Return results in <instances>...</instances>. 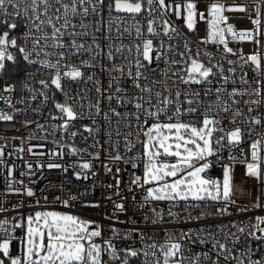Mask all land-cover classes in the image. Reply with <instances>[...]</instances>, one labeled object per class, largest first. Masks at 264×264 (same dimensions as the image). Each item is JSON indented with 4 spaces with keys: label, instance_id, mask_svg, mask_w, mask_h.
Listing matches in <instances>:
<instances>
[{
    "label": "snow or ice",
    "instance_id": "1",
    "mask_svg": "<svg viewBox=\"0 0 264 264\" xmlns=\"http://www.w3.org/2000/svg\"><path fill=\"white\" fill-rule=\"evenodd\" d=\"M202 2L0 0V101L17 113L22 110L16 105L29 100L51 103L55 114L49 113L50 119L59 123L50 132L37 121L25 120L24 126L36 123L45 141L60 133V139L52 141L54 150L39 155L81 157L82 162L49 163L47 168L67 172L71 167L76 179L89 180L98 174L95 161L111 174L114 183L106 187L114 191L106 199L114 212L106 217L109 220L123 223L118 214L127 211L122 202L127 197L112 200L125 183L122 172H131L129 192L141 190V201L135 195L131 199L138 209H146L142 220L151 225L231 215L236 163L244 165L246 178L264 189V0H251L250 5L248 0H207L201 9ZM226 13H244L253 28L237 29ZM200 22L206 24V35L193 42L188 33H196ZM232 43L254 47L245 54ZM199 45H215V52ZM13 94L19 96L15 103ZM14 119L0 109V122ZM64 137L73 143H63ZM77 137L85 147L76 146ZM6 147L0 146V165L8 167ZM225 149L232 163L220 165L222 180L212 178L209 172L224 159ZM28 151L36 154L31 147ZM26 167L28 175L34 174L32 164ZM14 173L15 166L8 167V176ZM14 183L23 185L11 180L12 192L35 196L31 187L12 188ZM75 199L69 196L61 203L72 207ZM201 202L218 206L193 216L189 209ZM159 203L170 207L164 211L153 206ZM253 203L264 208V200ZM177 206L179 212L173 210ZM7 210L0 206V214ZM17 229L23 230L22 236L16 235ZM161 230L163 242L140 228L125 233L112 228V235L105 237L95 221L36 211L14 223L0 219V264H264V254L257 256L252 246L264 242V216L248 224L218 225L216 231L208 226ZM133 237L139 247L114 243ZM15 241L22 244L20 255L13 254ZM196 246L207 250L196 251Z\"/></svg>",
    "mask_w": 264,
    "mask_h": 264
},
{
    "label": "built area",
    "instance_id": "2",
    "mask_svg": "<svg viewBox=\"0 0 264 264\" xmlns=\"http://www.w3.org/2000/svg\"><path fill=\"white\" fill-rule=\"evenodd\" d=\"M207 0H203L200 4L201 9L204 7V3ZM227 4H231L233 0H225ZM243 0H236V3H242ZM249 5L251 0H248ZM230 17L229 22L234 24L237 29H251L253 25L251 21L245 18L244 13H226ZM264 19V17H262ZM178 25L181 21H176ZM198 31L196 33H188L191 41H199L206 35V24L200 22L197 25ZM195 46V44H194ZM202 49L215 52V45H199ZM233 48H241L245 54L251 53L253 45L250 43H232L230 44ZM227 67V65H225ZM23 74L21 73L20 76ZM251 75V73H249ZM105 83H107V77H102ZM34 83V82H33ZM38 88L39 85L37 84ZM23 95H28L26 92H22ZM19 96L13 94V103L18 99ZM58 100H62L63 97L57 95ZM17 108L22 111L17 113L13 109L7 108V106L0 101V109L12 113L15 115V119L12 122H0V146L7 144L5 148V163L8 167L15 166V173L13 176H8V167L0 165V206L7 208L8 210L0 214V219H9L10 223H14L19 220L21 215H30L36 211H58L61 213H70L79 215L84 219L95 221L103 229V235L110 237L112 235V228L119 230L121 233L127 232L132 228H140L148 231L149 235L154 237L156 240L163 242L165 237L164 231L161 229H168L171 231H178L180 229L198 230L205 226L212 231L217 230L218 225L227 226L231 224H248L254 222L257 216H264V208H256L254 201L264 200V189L258 181L252 178L245 177V167L242 164H234V196L233 199L236 201L235 205L229 207L231 215L223 216H208L205 219L199 221H191L189 223H170L164 225H151L142 220V217L146 209H138L136 203L131 199L133 195L136 197V201L142 200L141 190H137L135 193L129 192L126 187L127 180L130 178L131 172L120 175L124 178L125 183L121 185L120 196L112 195L113 201H120L121 197H127L122 202L125 203L126 213L118 214V220L124 221L123 223L117 222L116 220H109L106 217L112 216L114 207L112 201L106 199V197L113 193V189L107 188L106 185L114 183L111 178V174L106 173L103 166L98 162H93L97 170V176L93 179L83 180L76 179L73 174V168L69 167L68 171L65 172L63 168L49 169L46 167L49 163H59L61 165H70L76 162H82L81 157H74L65 155L63 159L60 157H53L51 155H39L40 152L50 153L54 150L55 145L53 144L54 139H60V133L58 132L55 137L48 136L47 141L40 137L45 135L37 126L36 123L31 124L29 127L24 126L25 120L37 121L39 124H44L46 129L50 132L51 126L56 125L59 122L50 119L49 113L55 114V110L52 108L51 103L47 106L41 104V100L38 98L35 101L29 100L27 104H18ZM39 108V113L34 112L33 109ZM80 123H87L82 121ZM29 136H34L33 139L29 140ZM77 139L78 147H85L86 145L79 137ZM63 143L72 144L73 141L64 137ZM91 141H89V144ZM40 145H45L41 148ZM33 148V153L28 151L29 148ZM247 148V145H244ZM23 148L24 151L20 152L19 149ZM67 152V149H65ZM233 154L239 156L240 153L237 149L232 150ZM8 153H12L8 156ZM221 155L224 157L219 164L215 165L209 172L212 178L221 179L223 178V169L220 165L232 163L227 159L229 151L225 149ZM84 159H87L85 156ZM101 159H104L102 154ZM30 163L33 166L32 172L34 174L28 175V169L26 165ZM38 165H45L44 168H39ZM126 167V166H124ZM79 170V169H76ZM137 174H140V170H134ZM25 173V175H21ZM23 181V185L19 183L12 184V188H21L27 186L31 187L35 192V196L27 197L26 195H20L12 192L9 189V183L11 180ZM95 185V187H93ZM47 196V199L44 197ZM69 196H76L77 199L70 201L72 207H64L61 200L68 198ZM60 197V199H55ZM37 201L39 203L37 204ZM89 203H99L101 207L99 209H93L85 207L83 205ZM19 206V207H17ZM158 207L160 210L167 211L170 207L167 203H159L153 205ZM218 205L212 202H201L200 206L194 209H189L192 215L195 216L198 213L212 212ZM241 208H247V211H240ZM179 212L180 207L177 206L173 209ZM135 220L137 223L133 224L130 221ZM234 230V229H233ZM21 229L16 230L17 236H22ZM114 243L117 247H127L129 244H135L140 246V241L133 237L132 240L118 239ZM252 246L258 249L257 256L264 254V242H252ZM22 250V244L20 241L13 243V254L20 255ZM207 246H196V251H206ZM118 264V262H117ZM138 264V262H137Z\"/></svg>",
    "mask_w": 264,
    "mask_h": 264
},
{
    "label": "rangeland",
    "instance_id": "3",
    "mask_svg": "<svg viewBox=\"0 0 264 264\" xmlns=\"http://www.w3.org/2000/svg\"><path fill=\"white\" fill-rule=\"evenodd\" d=\"M35 213V212H34ZM34 213L33 214H30V215H34Z\"/></svg>",
    "mask_w": 264,
    "mask_h": 264
},
{
    "label": "trees",
    "instance_id": "4",
    "mask_svg": "<svg viewBox=\"0 0 264 264\" xmlns=\"http://www.w3.org/2000/svg\"><path fill=\"white\" fill-rule=\"evenodd\" d=\"M18 75H20V74H18Z\"/></svg>",
    "mask_w": 264,
    "mask_h": 264
}]
</instances>
